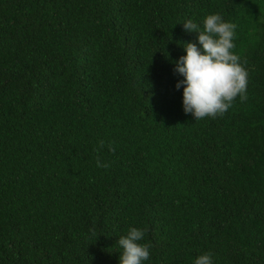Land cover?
I'll use <instances>...</instances> for the list:
<instances>
[{"label":"trees","instance_id":"trees-1","mask_svg":"<svg viewBox=\"0 0 264 264\" xmlns=\"http://www.w3.org/2000/svg\"><path fill=\"white\" fill-rule=\"evenodd\" d=\"M211 14L247 100L195 119L175 67ZM131 228L142 264H264V0H0V264H119Z\"/></svg>","mask_w":264,"mask_h":264},{"label":"clouds","instance_id":"clouds-1","mask_svg":"<svg viewBox=\"0 0 264 264\" xmlns=\"http://www.w3.org/2000/svg\"><path fill=\"white\" fill-rule=\"evenodd\" d=\"M187 33H197V43L183 45L185 55L176 61L175 71L183 77L175 87L183 85L182 103L185 113L195 119L215 118L223 115L239 95L241 102L247 100L248 73L231 51L234 48L235 24L224 22L219 14L208 15L203 22V30L192 20L183 24ZM104 142H99L103 147ZM109 151L114 148L109 145ZM98 167L110 165L97 161ZM145 230L131 228L126 236L118 239L122 248L119 264H142L149 258L151 245L138 243L144 238ZM195 264H212L210 254L196 258Z\"/></svg>","mask_w":264,"mask_h":264}]
</instances>
